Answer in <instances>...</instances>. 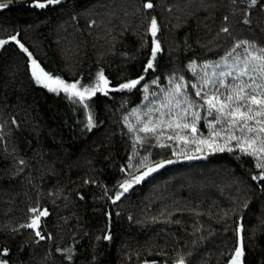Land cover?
I'll use <instances>...</instances> for the list:
<instances>
[{
    "label": "trees",
    "instance_id": "1",
    "mask_svg": "<svg viewBox=\"0 0 264 264\" xmlns=\"http://www.w3.org/2000/svg\"><path fill=\"white\" fill-rule=\"evenodd\" d=\"M96 1L61 0L38 8L35 0H0L8 4L0 9V40H8L0 46V260L230 264L242 228L241 264H264V181L253 179L264 171L255 159L225 150L176 160L173 141L163 147L158 132L137 133L126 125L130 112L143 102V86L155 78L164 84L171 74L190 83L192 62L223 59L231 45L205 54L192 26L181 25L176 60L166 62L162 47L153 69L145 71L152 59L151 36L144 37L143 48L123 36L112 44L118 9L94 21L81 20ZM237 1L234 34L262 46L264 0L255 5ZM70 41L79 50L74 71L67 69L62 53ZM32 60L53 79L81 89L95 87L100 73L109 86L80 102L71 93L38 85ZM140 77L136 88L113 90ZM147 120H135V128ZM201 130L206 131L203 122ZM145 156L150 163L132 174L129 165ZM161 162L163 167L135 181ZM128 180L133 182L124 192L121 185ZM158 180L166 185L162 194L156 193ZM117 193H122L118 200ZM32 209L48 213L40 217L38 229L26 227L39 215ZM181 245L188 249L185 255L172 256Z\"/></svg>",
    "mask_w": 264,
    "mask_h": 264
},
{
    "label": "rangeland",
    "instance_id": "2",
    "mask_svg": "<svg viewBox=\"0 0 264 264\" xmlns=\"http://www.w3.org/2000/svg\"><path fill=\"white\" fill-rule=\"evenodd\" d=\"M146 3H148L146 0H98L93 4L94 6L83 12L81 20L94 21L97 17H103L110 14V12H116V9H118V25L113 28L114 30L118 29V34H116L112 44L123 36L129 39L132 38L138 46L143 48L145 45L144 37L150 35L153 47L155 46L153 39L159 43L160 50L164 47L166 62L170 59L174 62L178 56L179 43L176 31L181 25L192 26L196 43L205 54L214 49L215 51L224 52L225 48L230 45L229 53L232 54L229 55L228 53L223 59L220 58L221 60L192 62L188 66V72L194 80L190 83L177 77L176 74H171L165 76L164 84H162L164 81L155 78L151 83L143 86V102L130 112V116L126 121L127 127L134 129L137 133L146 134L140 129L145 123L151 121L150 126H153L155 133L158 132L160 135V144L163 147L169 145L170 141H173L171 144L175 143L174 157L176 160L187 156L196 157L198 155L220 153L222 151L217 149L223 148V151L229 149H231L229 151L239 150L245 155L252 156L257 167L258 165H264V151H260L261 148H264V132H259V128L264 126V116H254V113H249V115L254 116L253 119H240L234 127H230L229 125L233 123V117H226L221 113H217L214 109L211 110L212 114L209 115L208 105L204 103V100L210 98L213 94L223 100L229 94L230 86L233 84H252L250 77L255 78V85L264 86V71L261 70L264 68V59H253V57H264V38L262 39V46L254 42H251V44L244 43L245 40L241 36L238 39L231 28L234 15L239 13V1L153 0L151 9L145 7ZM262 8L264 9V7ZM152 19L157 21L155 38L152 37L150 31ZM128 22L130 27L126 24ZM224 29H227V31H224ZM121 30L122 32L119 34ZM232 43H234L233 48ZM237 44H240V47H235ZM75 45L70 41L62 47L64 64L70 71L75 70V63L79 57V50ZM75 48L78 52L75 51ZM234 48L235 51H233ZM245 67H247L248 74L236 79L239 70ZM225 72L231 73V75H221ZM205 80L208 81V84L202 87ZM221 81H223V84H221ZM37 84L45 87L43 83L37 82ZM178 84L181 86L179 92L176 91ZM193 85L196 87L193 88ZM52 87L56 86L52 85ZM77 88L82 90L79 86ZM60 91L65 92L62 88H57L54 92ZM197 91L201 92L200 96L196 95ZM246 92L252 93V88H247ZM257 92L260 93V98H264V87L257 89ZM185 99L193 106L189 107L188 103H185ZM86 100H89L87 96L84 102H87ZM177 101L180 102L179 107H177ZM248 106L254 110L261 107L251 104ZM186 108L188 109L187 113L184 111ZM228 110L226 109L225 112ZM242 111H246V109H242ZM193 112L199 113L200 118L194 119ZM148 117L149 120L142 123L140 128H135V120L142 122L143 119ZM217 118L220 121L219 123L216 122ZM257 120L261 123L257 124ZM176 122L181 124L195 123L198 131L193 133L190 128H177ZM202 122L205 125V132L201 130ZM244 123L251 127L253 131L248 132L247 128L241 131V125ZM170 124L171 126H169ZM214 133H219V136L214 135ZM170 136L172 139H169ZM178 137L187 138V143L184 139ZM229 137L240 138L239 143L237 139H230ZM253 139L255 143L248 147L249 141ZM201 140L208 141V143L201 144L199 143ZM138 161H134L129 165V171L132 174L136 173L139 168L147 166L150 163V158L145 156ZM258 169L264 171L262 167H258ZM129 182L132 183L133 180ZM168 182L166 181L169 185L170 182ZM159 183H161V180L157 181L156 193L162 194V186L166 188V185ZM179 186L180 184H177L174 191H177L176 189ZM153 241L152 243H154ZM166 243L169 245L168 241ZM151 248V246H147V252L151 251ZM187 250L185 245L177 246L174 253L172 252V256H176V258L184 256ZM167 251L169 252V248ZM144 264L151 263L147 261Z\"/></svg>",
    "mask_w": 264,
    "mask_h": 264
},
{
    "label": "snow or ice",
    "instance_id": "3",
    "mask_svg": "<svg viewBox=\"0 0 264 264\" xmlns=\"http://www.w3.org/2000/svg\"><path fill=\"white\" fill-rule=\"evenodd\" d=\"M61 2V0H46V2H40V0H35L34 2V7H38V8H45L48 5H52V4H59ZM257 2V0H251V4L255 5ZM8 7L7 3H3L0 4V9L6 8ZM145 7L148 9H151L153 7V4L151 2H148L145 4ZM151 35L153 38H155L156 33H157V21L155 19H152L151 21ZM224 31H227V29H224ZM11 40L16 41L17 43H19V41L16 40V37L13 36L11 37ZM8 43V40H0V46H3L5 44ZM153 44L155 45L152 49V59L149 60L145 71L149 70V69H153L154 65H153V60H155L156 58V53L158 51H160V46L159 43L157 41H155V39H153ZM235 47H240V44H237ZM20 48L27 52L28 50L26 48H24L23 44H20ZM233 51H235V48L233 49ZM232 53H229V55H231ZM31 55V54H29ZM253 59H264V57H253ZM32 65H33V69H32V75L33 77L37 80V82L39 83H43L45 87H47L49 89V91H56L57 88H62L66 93H71L72 96L74 97H78L80 102H83L86 98V96H91V95H95L96 92L98 91H105L108 86H109V81L104 77L103 73H100L99 75V83H97V85L93 88H88V87H83L82 90L77 88V84L76 83H72V84H66L63 80L60 79H52L50 76H48L47 73L44 72V70L42 68H40V66L37 64V62L35 60H32ZM191 67V66H190ZM262 71H264V68L261 69ZM248 74V70L247 67L242 68L239 70V75L236 77V79H239L242 76H245ZM221 75H231V73L225 72V73H221ZM143 79V77H140L138 79L135 80H131L129 82L126 83H122L119 85V88L117 89H113V90H122V89H133L136 88L137 85L140 84L141 80ZM250 79L252 80V84H233L230 86V91L229 94L222 100L219 96L213 94L210 98H207L204 100V103L208 105V109H209V115L212 114L211 110H215L217 113H221L223 115L227 116H231L233 117V123L230 124V127H234L235 124L238 122V120L243 119V120H248V119H253L254 116H264V98H260V93L257 92V89L264 87L261 85H255V78L254 77H250ZM208 81L205 80L204 81V85L203 86H207ZM221 84H223V81H221ZM52 85H55L56 87H52ZM253 85H255V87H253ZM180 85L178 84L176 87V91L179 92L180 90ZM196 86L193 85V88H195ZM252 88V93H256V94H252V93H248L246 92L247 88ZM145 91H147V89H145ZM197 96L201 95L200 91L196 92ZM185 103H188L189 107H192L193 105L187 101V99H185ZM180 102L177 101V107H179ZM259 105L261 106L259 109L254 110L253 108L249 107L248 105ZM232 105H235L234 107ZM226 109H229L227 112H225ZM242 109H246V111H242ZM185 113H187L188 109H184ZM249 113H254L253 115H249ZM192 116L194 119H199V113L197 112H193ZM217 123H219V119L217 118L216 120ZM257 124H260L261 121L257 120L256 121ZM151 125V121H149L148 123H145L144 126L140 129V131H143L145 133H152L155 131V128ZM93 126L92 125V119L91 117H89V127ZM171 126V124L169 125ZM176 127L177 128H183V129H189L191 130V132L196 133L198 130L195 126V123L189 124V123H179L176 122ZM245 128H247L248 132H252L253 129L251 127H249L246 123L241 125V131H243ZM259 132H264V126L259 128ZM214 135L219 136V133H214ZM180 138V137H178ZM230 139H237L238 143H239V139L237 137H229ZM169 139H172V137L170 136ZM180 139H184L185 143H187V138H180ZM199 143L201 144H206L208 143V141L205 140H201L199 141ZM255 143V140H250L248 143V147H251V145ZM219 151H223V148H219L217 149ZM231 150V149H229ZM245 151H247V149H245ZM260 151H264V148H261ZM167 163H172V161H167ZM164 166V162H161L159 164H157L155 167H149L147 172H144L141 176H136L134 179L136 182H140L142 179H144V177L148 176L150 173L155 172L158 168L163 167ZM258 167H262L264 168V165H258ZM253 179H259L261 181H264V173L260 174L258 177H253ZM131 187V183L129 181H125L122 185L121 188L123 189L124 192H127L128 189ZM122 193H117L116 195V199L118 200L120 198V195ZM32 211L35 212H39V215L35 216V218L31 221L30 224L26 225V227L31 228V229H38L39 227V221H40V217L41 216H46L47 210L44 211H39L38 209H32ZM36 235L37 236H41L40 231H36ZM106 239H108L109 237H105ZM41 239H43V237L41 236ZM5 255L7 253H4ZM243 256V246L241 244L240 247H237L235 250V253L230 261V264H241V257ZM0 264H6L5 261L0 260ZM178 264H184L183 260H180L178 262Z\"/></svg>",
    "mask_w": 264,
    "mask_h": 264
},
{
    "label": "water",
    "instance_id": "4",
    "mask_svg": "<svg viewBox=\"0 0 264 264\" xmlns=\"http://www.w3.org/2000/svg\"><path fill=\"white\" fill-rule=\"evenodd\" d=\"M64 1H66V0H64ZM242 230H243L242 228H239V246H238V247H240L241 244H242V246H243Z\"/></svg>",
    "mask_w": 264,
    "mask_h": 264
}]
</instances>
